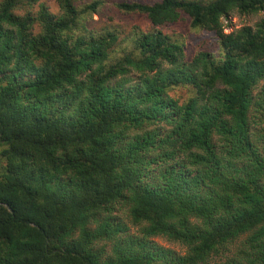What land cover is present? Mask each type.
<instances>
[{
    "label": "trees",
    "instance_id": "obj_1",
    "mask_svg": "<svg viewBox=\"0 0 264 264\" xmlns=\"http://www.w3.org/2000/svg\"><path fill=\"white\" fill-rule=\"evenodd\" d=\"M56 2L0 0V264H264V0Z\"/></svg>",
    "mask_w": 264,
    "mask_h": 264
},
{
    "label": "rangeland",
    "instance_id": "obj_2",
    "mask_svg": "<svg viewBox=\"0 0 264 264\" xmlns=\"http://www.w3.org/2000/svg\"><path fill=\"white\" fill-rule=\"evenodd\" d=\"M46 2L50 10L58 14L59 7L56 0H40ZM104 5L100 8L98 13L93 14L91 25L97 26L98 29L105 27H116L121 32L122 36L130 34L134 29H142L150 31L152 24L149 20L140 14H129L121 11L117 7L118 1L123 0H104ZM143 1V0H142ZM151 2L152 0H144ZM37 8V6H36ZM263 14L257 15H241L237 12L232 13L228 18L223 19L224 32L230 34L236 32L243 27H254ZM164 33L178 39L183 45L188 61H191L195 56L196 49L204 44H213L217 42V36L213 32L205 30H195L191 27V19L184 15L180 21L160 28ZM173 95L185 98L187 96L186 90L176 91ZM123 217H126L124 214ZM133 233L137 229H132ZM154 242L165 249H171L181 255L186 253V248L180 244L172 243L165 238H154Z\"/></svg>",
    "mask_w": 264,
    "mask_h": 264
}]
</instances>
